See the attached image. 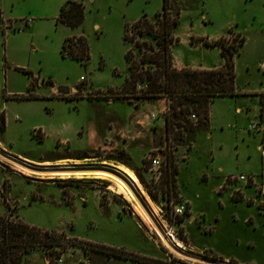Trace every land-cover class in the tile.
<instances>
[{
  "label": "rangeland",
  "instance_id": "obj_1",
  "mask_svg": "<svg viewBox=\"0 0 264 264\" xmlns=\"http://www.w3.org/2000/svg\"><path fill=\"white\" fill-rule=\"evenodd\" d=\"M67 1L69 0L30 2V8L38 17L36 43L42 51L43 66L46 71L53 72V79L60 86L68 88L78 86L81 79H84V83L93 84V89L103 90L89 89L100 96L88 93L86 98L91 104L83 100L78 103L77 108L73 106L75 103L57 99L10 102L7 108L0 110L5 111L6 119H9V125L7 123V128L0 137V151L10 157L13 154L19 159H22L18 157L21 155L33 160L30 161L33 164L34 161L58 160L57 165H51L53 168H112L113 165L118 164L107 158H116L121 149L89 150L92 151V157L77 163L72 158L78 155L76 152L79 151H71L66 146L57 148L51 141L41 143L33 136L36 127L48 123L49 120L53 122L57 119L71 120L75 126L86 124L94 116L93 111L98 117L101 128L103 130L110 128L114 140L126 139L131 146H139L145 144L147 140L150 142L151 135L152 143L143 156L144 170L133 171L138 173L140 181L142 180L153 195L154 200L144 190L152 205L156 210L158 209L155 221L160 227L167 229L166 233L181 242L183 254L206 260H210L206 257L217 255L219 257L217 260H210L217 263L264 264V215H261L263 212H259L260 209L264 210V203H260L257 208L256 205H248L245 200L234 202L230 191L223 193L219 190V193H222L220 195L215 194L213 190L227 174L241 173L254 177L258 185L264 187V134L261 133L264 130V117L258 116L254 121L257 105L254 94L251 93L250 97L240 94L237 97L215 99L210 108L207 131L197 132L193 142L177 143L173 138L167 142L164 138V130L161 128V120H164L166 111L163 113L156 111L154 107L158 106L154 105V101L138 102L134 98L136 95L131 94L130 91L121 92L124 79L128 75L126 51L132 49L135 58H140L142 55L134 44L135 40L124 42L125 25L135 23L143 15L154 19L155 14L162 9L163 0H71L82 1L84 5V21L75 29L56 22L60 8ZM170 3L172 14L175 16L177 15L175 12L178 11L180 20V25L174 32L177 41L173 48V65L177 59L174 50L182 47L180 42L183 39L187 38L192 44L201 41L205 46H217L219 51H222L219 46L220 41L227 46H238L241 36L245 41L234 57L235 90L257 92L264 89V69L261 66L264 64V0H169ZM188 29H192V34H189L191 31ZM236 30L240 32L236 33ZM81 35L89 46L90 59L86 66L69 56L61 55L64 39ZM199 36H207L208 39ZM229 36L233 38H227ZM223 37L224 39H221ZM146 40L155 45L151 37H147ZM180 51L183 52V57L197 60H201L203 52H207V61L217 65L224 60L213 48L202 49L196 55L184 52L185 48H181ZM186 65L190 66L188 63ZM15 78L16 83L21 84V78L19 76ZM4 79L2 74L0 100L3 97ZM141 88L142 85L137 87L136 91H140ZM259 94L257 93L258 96ZM128 106L136 108L138 120L144 121L146 118L151 120L148 126H142L141 122H138L139 136L132 140L128 138L130 132H125L124 135L122 130L117 131L120 128H128L130 118L134 117L133 112L130 115ZM119 115L120 120H115ZM191 120L196 122L197 118L193 119L191 116ZM252 124L260 126L256 128L259 132L248 130L249 125ZM122 135L125 138L121 137ZM139 142L141 143L138 145ZM167 145L170 149L166 148ZM166 153L173 155L177 167L176 180L180 190L191 200L192 211L196 216L194 222L188 221L189 214L186 222L184 221L187 216L182 222H178L177 217L171 213V202L185 200L178 189H176V197L172 193L171 176L166 173L163 161ZM149 156L162 158L160 170L149 171ZM140 158L141 155L135 154L137 163ZM130 165L133 166L132 162ZM22 170L0 157V190L6 179L8 199L12 197L25 201L20 214L27 222L41 228L59 229L56 233L63 234L67 241H75L73 243L79 241L101 245L104 243L109 247L121 248L131 255L146 259L134 263L131 260L108 258L105 255L85 252L77 246L62 245L56 251L57 253L62 251L58 258L62 259L63 264H148L150 259L168 263L174 261L176 264H205L178 255L164 244L153 224L151 223L153 228H150L138 217L130 202L110 189L113 185L110 180L93 175L66 179L50 175L52 173L41 174L29 171L25 173ZM200 179L202 182L209 179V183L204 184ZM140 181L138 180L142 186ZM41 182L48 184L39 185ZM70 186L90 190L86 195L89 201L87 206L79 200L71 206L65 205L59 188H63V197L67 199V203L80 197L64 194L69 191ZM245 190L246 196L255 195L253 189ZM82 191L77 194L83 196L85 190ZM92 191L96 193L97 199L103 203L104 208L110 205L108 210L120 212V217L113 211L104 215ZM31 192H37L42 199L29 206L25 196H29ZM2 200L0 192V204ZM4 204L7 207L3 201ZM13 211L15 212V208L11 211L14 218ZM199 215L202 217H198ZM49 253L39 249L32 251L22 258V264H55L58 255L53 252L51 259Z\"/></svg>",
  "mask_w": 264,
  "mask_h": 264
},
{
  "label": "trees",
  "instance_id": "obj_2",
  "mask_svg": "<svg viewBox=\"0 0 264 264\" xmlns=\"http://www.w3.org/2000/svg\"><path fill=\"white\" fill-rule=\"evenodd\" d=\"M171 2V1H170ZM177 15L172 14V6L169 0H163L162 9L158 11L154 19H149L143 15L133 24H126L124 31V42L135 40L134 44L138 48L140 58L133 56L132 49L125 53V60L128 63V75L124 79L121 92L136 95L134 98L139 101H155L164 99L166 113L164 116V138L168 142L171 138L175 142H193L197 132L207 131L209 125V113L212 103L217 98L237 97L240 95L235 90V69L234 57L238 49L244 44L243 37L240 38L238 46L219 43L221 47V56L224 58L223 65L218 69L212 70H177L173 65V48L177 39L174 36L175 29L180 25ZM84 21L83 2L67 1L59 11L56 22L65 27L75 29L82 25ZM151 37L155 45L148 43L146 38ZM228 38V37H227ZM221 39H224L221 38ZM231 48V49H230ZM63 57L69 56L81 65L86 66L89 59V46L87 40L80 36H72L64 39L61 49ZM142 85L140 91L136 88ZM242 95V94H241ZM260 116L262 117L264 105V93H260ZM138 104H135L137 106ZM191 116L197 118V121L191 120ZM6 118L4 111L0 112V135L5 132ZM163 139H161L162 141ZM177 146H179L177 144ZM167 145L166 148L170 149ZM78 155L73 157L75 160H83L92 157V151H79ZM173 155L166 153L163 161L166 166V173L171 176L172 193L177 196V167L174 164ZM117 164L124 165L131 170H135L130 165L131 158L121 150L116 158L110 159ZM137 173V172H136ZM138 175V173H137ZM7 180L3 182V188L0 190L3 201L6 203L8 196L6 194ZM144 190L150 198L154 200L153 195L140 181ZM239 202L241 199H233ZM248 205H252L247 203ZM190 206L186 203V210L183 215L177 216L178 222H182L187 216ZM7 218L0 217V264H22V258L37 249L47 251L49 258L53 259V252L60 257L62 251L57 253L59 246L69 247L77 246L85 252H92L105 255L108 258L131 260L134 263L146 260L144 258L131 255L121 248L109 247L89 241H67L63 234L49 232L37 227L29 226L17 220L10 218L11 209ZM64 238V239H63ZM210 260H217V255ZM231 260V259H230ZM147 262V261H146ZM235 263L234 261H230ZM148 264H176L162 262L150 259Z\"/></svg>",
  "mask_w": 264,
  "mask_h": 264
},
{
  "label": "crops",
  "instance_id": "obj_3",
  "mask_svg": "<svg viewBox=\"0 0 264 264\" xmlns=\"http://www.w3.org/2000/svg\"><path fill=\"white\" fill-rule=\"evenodd\" d=\"M32 1L34 0H0V19L3 17L4 19L16 21L15 27H22L21 30H17V29L11 30V31L5 32L4 34L0 32V76L3 74L5 77L3 81V85H2L3 97L0 100V110L2 108H7L10 102L12 103L13 102H34V101H38L41 99H44V100L57 99V100L70 101L72 103H75L73 104L74 108H77L79 106L78 103L80 101L86 100L89 103L90 101L89 99L86 98V96L88 93L92 95V92H91L92 90L89 91V89H93L92 83L90 84L84 83V86H83L84 89L82 90V92L76 94V96H73L74 89L77 86H71L70 88H68V87H63V86L58 85L56 81H54L53 79V72L50 70L46 71V69L44 68L43 59L41 56L42 51L40 50L38 44L36 43V24L38 21V17L35 16L34 11L32 10V8H30V5H31L30 2ZM77 2H82V1H77ZM24 19H30L31 21L25 25L24 23L21 22ZM189 30L191 31V33L189 34H192V29H188V31ZM235 32L239 33L240 31L236 30ZM199 37H202L203 39L207 38V36H199ZM17 39H21V40H17ZM180 43L182 47L174 50L175 58L177 57V59L174 61V66H176L177 69H181L183 67V68H189L193 70H212V69H218L223 65L224 60H222V63L218 65L215 63L208 62L207 52H203L202 59L197 60L191 57H188V58H186L185 56L183 57L182 56L183 52L180 51L181 48H185L184 52L191 54V55H196L199 52H201L202 49L209 50L213 48L217 50L219 54H221L220 53L221 50L219 51L217 46L208 47V46H205L201 41L200 42L196 41L194 44H192L189 42L187 38L185 40L183 39V41ZM11 48H13V50H11ZM187 63L190 66H187L186 65ZM126 67H127V62H126ZM15 76H19L21 78V84L18 85L16 83ZM93 90L98 91V90H103V89H93ZM239 93L244 94L245 97H250L251 93L254 94V98H255L254 100L257 104L256 111L254 113V121H256L260 113V100H259L260 97L257 95V93H264V89L262 91H257V92L248 91V92H239ZM153 103L155 106H158V107L152 106L155 108L156 111H159L161 113L166 111L164 99H161V98L157 99ZM128 108H129L130 115L133 112L134 117L133 119L130 118L128 128H120L117 131L122 130V133H124V135H125V132L126 133L130 132V136L128 138L132 140V139L138 138L139 136V133H138L139 129L137 126L138 122H141L142 126H148L151 120L147 119L146 116H145L146 119L144 121L138 120L136 116L137 115L136 108L129 107V106ZM237 112L239 113V110ZM93 113H94V116L90 118L86 124H80L77 126H75L71 120L57 119L54 122L53 120H49V122L46 124L38 125L36 129L33 131V136L35 137L36 140L40 141L41 143H46L48 141H51V143L52 144L54 143V145L57 148L66 146L69 149H71V151H86V150H99V149L103 151L104 150L112 151L115 149H121V150H124L129 155V157L131 158L132 165L135 168V170L143 171L144 170L143 169L144 168L143 156L145 152L148 150L149 144L152 143L151 137H150L151 135L149 136L150 142L147 140L145 141V144L143 145H139L141 143L139 142L138 143L139 146H131L130 142L126 141V139L118 138L114 140L112 131L109 130L110 128L103 130L101 128V124L98 121L97 115L95 114L94 111ZM4 114H5V111H4ZM5 118H6V115H5ZM118 119L120 120V115L119 117L117 116L115 118V120H118ZM8 122H9V119L7 118L6 126ZM161 128H163L164 130V120H161ZM35 132H38V136H35ZM3 134H1L0 137ZM124 135H122L121 137L125 138ZM135 154L139 156L141 155L139 163H137L135 160ZM11 156L14 158H17L13 156V154ZM18 157H22V159H25V160H22L19 158L17 159L22 160L30 165L38 166V167H42V166L47 167V165L53 166L59 163L58 160L54 162L44 160V161H34L35 164H33L30 162L33 160L27 159L21 155H18ZM74 162L80 163L82 161L75 160ZM179 169H180V166H179ZM223 181L224 179L222 180V182L214 186L213 190L215 194H220L218 187L220 184L223 183ZM200 182H202L201 179H200ZM202 183L208 184L209 179L206 182H202ZM44 184H48V183L41 182L39 185H44ZM177 184H178V181H177ZM61 188L59 189L62 193V199L66 206H71L77 200H79L84 206L88 205L89 201L86 195H87V192H90V190L86 191V189L84 188L79 189V187L74 188L70 186L69 191H66V193L64 194L76 195V196L78 195L80 197L78 199L74 198L72 201H70V203H67V199L63 197V191H62L63 188L62 189ZM177 189L179 190L180 194L183 196L185 200L184 203L185 204L188 203L190 206L189 211H188L189 213L188 221L194 222V220H196V216L194 215L192 211L191 200L188 197H186L184 193L180 190L179 184L177 186ZM36 190L38 191V189ZM82 190H85V193L83 194V196L80 194H77V192L81 193ZM92 193L95 196L96 202L99 204V208L101 209L104 215H108L110 211H113V210H110V211L108 210V207L110 205H107L104 208V206L102 205L103 203L102 202L100 203L99 200L97 199L96 193L94 191H92ZM250 196H254V194L247 195V197H250ZM38 199H42V198H39V196L37 195V192H31L29 196H25V200L27 201V204L29 206H31L33 203H36ZM262 199L264 200V197ZM10 200L15 202V205H16L15 212L13 211L15 213V217H14L15 219L12 217L13 213H12V216L10 217L13 220L20 221L29 226L37 227L44 231L59 232V229L51 230L47 228H41L39 226H36L33 223L27 222L20 214L21 210L24 208L25 201L16 200L15 198H12V197H10ZM258 201L259 200L256 199L255 203H253L251 206L257 205ZM0 208H3L2 210H0V215H4V214L7 215L10 213L7 207L5 206V204L3 205V200L0 204ZM113 212L115 214H118V216L120 217V212L118 211L117 212L113 211ZM198 217H202V216L199 215ZM187 219H188V216L186 217L184 222H186ZM102 244L109 246L104 243Z\"/></svg>",
  "mask_w": 264,
  "mask_h": 264
},
{
  "label": "built area",
  "instance_id": "obj_4",
  "mask_svg": "<svg viewBox=\"0 0 264 264\" xmlns=\"http://www.w3.org/2000/svg\"><path fill=\"white\" fill-rule=\"evenodd\" d=\"M30 21H31L30 19H24L21 22L26 25ZM15 25H16V21H11L8 19H4L2 17L0 19V32L2 34H4L7 31L16 30V29L21 30L22 29V27H15ZM230 37L231 36H229L228 38H230ZM231 38H233V37H231ZM240 38H241V36H240ZM261 66L264 69V64H261ZM83 86H84V79H81V82L79 83V85L74 89L73 94L81 93L82 90L84 89ZM94 94L97 96H100L98 93L92 92V95H94ZM259 116H260V113H259ZM263 117H264V105H263V111H262V118ZM192 118L194 119V116H192ZM263 121H264V118H263ZM257 127H260V126L258 124H252V125H249L248 130L256 131ZM261 133L264 134V130L261 131ZM35 136H38V132H35ZM263 155H264V151H263ZM148 161L150 163L149 171L160 170V168L162 166V158L160 156H156V157L149 156ZM259 186L260 185H258L255 178L250 176V175H245L243 173H241V174H227L224 177V181L220 185L219 190L223 191V193L230 191V195H231L232 200L233 199H241V201L245 200L246 203L253 204V203H255V200L257 199V200H259V202L257 203L256 206H257V208H259L260 203H264V201L262 199L264 197V190L261 186L260 187ZM247 188L253 189V191L255 192V195L247 197L245 194V191H246L245 189H247ZM12 202L13 201H11L10 199L7 200L6 205H7L8 210H9V208L12 210L16 207V205L13 204ZM170 205H171V213L174 216L177 217V216H183L184 215L185 210H186V204L184 202H182V201H179L177 203L171 202ZM263 206H264V204H263ZM9 212H10V210H9ZM7 215L5 214L2 217L7 218L6 217ZM55 264H63L62 259L61 258L55 259Z\"/></svg>",
  "mask_w": 264,
  "mask_h": 264
},
{
  "label": "bare ground",
  "instance_id": "obj_5",
  "mask_svg": "<svg viewBox=\"0 0 264 264\" xmlns=\"http://www.w3.org/2000/svg\"><path fill=\"white\" fill-rule=\"evenodd\" d=\"M50 166L51 165H47L46 168H49V169L53 168V167H50ZM116 166L118 167V169L122 173H124L130 179V181L132 182L134 187L139 189V191H140L139 193L145 199V205L147 206L148 210L151 212V214L155 218V216L158 213V211H157L158 209L156 210V208L152 205L151 201L148 198V195L143 191V188L140 185V183L138 182L137 177L135 176L134 172L130 168H128V167H126L124 165L118 164ZM60 169H62V170H60V172L53 173V174H50V175H55V176H59V177L66 178V179L67 178H73V177L82 178L85 175L86 176L93 175V176L101 178V179L110 180L113 183V185L110 187V189L114 193L122 196L124 200L130 202L132 204L134 210H135V213L138 215V217L143 222H145L147 225H149L150 228L151 227L153 228V226L151 224V221L149 220V218L147 217V215L145 214V212L143 211L141 206L138 204L136 199L133 197V195L131 194V192L127 188V186L120 179L116 178L113 175H110L108 173H103V172H100V171H96V172L76 171V170H72L73 168H70V167H61ZM22 171L25 172V173H28V171L25 170V169H23ZM57 171H59V170H57ZM161 229L163 230L164 234L169 239L170 243L177 244L178 247L183 248L180 241L176 240V238L174 236H171V234L169 235V233H166L167 229H165L163 227H161ZM168 236H170L171 238H169ZM162 241H163V239H162ZM164 244H166V243L164 242Z\"/></svg>",
  "mask_w": 264,
  "mask_h": 264
},
{
  "label": "water",
  "instance_id": "obj_6",
  "mask_svg": "<svg viewBox=\"0 0 264 264\" xmlns=\"http://www.w3.org/2000/svg\"><path fill=\"white\" fill-rule=\"evenodd\" d=\"M0 157L7 160L8 162L14 164L15 166L25 169L27 171H30L32 173H58L60 172V168H45V167H37V166H33L30 165L22 160H19L17 158H13L10 157L8 155H6L5 153L0 151ZM59 170V171H57ZM72 170H76V171H88V172H96V171H100L103 173H108L110 175L115 176L116 178L120 179L129 189V191L131 192V194L133 195V197L136 199V201L138 202V204L141 206V208L143 209V211L145 212V214L147 215V217L149 218V220L151 221V223L153 224V226L155 227L157 233L161 236V238L163 239V241L166 243V245L168 247H170V249H172L175 253H177L178 255H181L189 260H193V261H197V262H202L205 264H226V263H217V262H213L210 260H206L200 257H194L191 255H186L183 254V248L178 247L177 244H172L169 242V239L167 238V236L164 234L163 230L161 229V227L157 224V222L155 221L153 215L151 214V212L148 210L147 206L145 205V199L141 196V194L139 193V189H137L136 187H134V185L132 184V182L130 181V179L124 174L122 173L118 167L116 165H113L112 168H85V169H79V168H74ZM134 172V171H133ZM135 176L137 177V179L140 181L139 176L137 175L136 172ZM144 191V189H143ZM145 192V191H144ZM146 193V192H145ZM169 238H171L170 236H168Z\"/></svg>",
  "mask_w": 264,
  "mask_h": 264
},
{
  "label": "flooded vegetation",
  "instance_id": "obj_7",
  "mask_svg": "<svg viewBox=\"0 0 264 264\" xmlns=\"http://www.w3.org/2000/svg\"><path fill=\"white\" fill-rule=\"evenodd\" d=\"M259 212H263V214H261V213H260V214H261V215H264V210H260ZM236 264H237V263H236Z\"/></svg>",
  "mask_w": 264,
  "mask_h": 264
}]
</instances>
